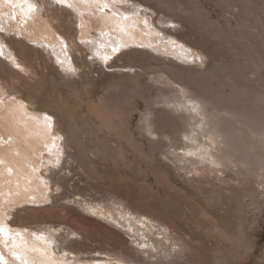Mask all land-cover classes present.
<instances>
[{
    "label": "bare ground",
    "instance_id": "6f19581e",
    "mask_svg": "<svg viewBox=\"0 0 264 264\" xmlns=\"http://www.w3.org/2000/svg\"><path fill=\"white\" fill-rule=\"evenodd\" d=\"M21 1L0 0V28L7 33L13 32L20 36L19 38L16 36L5 38L0 35L3 37V40H0V49L5 46L4 51L10 63L21 68L17 71L0 60V229L3 230L6 227L7 208L12 209L22 202L40 203L50 199L52 185L57 184L55 180L57 173L52 176L51 168L62 162L68 164L69 160L70 163L74 161L75 158L68 151L72 145L77 151V154L74 152V156L77 155V159H81L82 151L86 149L85 146L82 147L83 138L81 137L90 132L88 130L86 134H83L85 133L83 131L85 128H82L84 125L81 126V122L74 121L75 118L73 119L70 115L73 111L68 114L70 110L67 108L66 112L60 110L63 107L61 108L57 101H46L49 99L45 100L43 94L39 92L41 85L46 82L42 81L41 65L43 64H40L41 60L37 59L43 58L44 55L50 59L53 58L65 75L75 68L74 61L72 59L71 62L69 61L70 53L68 58L63 50V40L66 45L68 43L64 34L71 35L72 33L68 26L66 27L67 24L65 25V22L69 20L66 18L69 13H65L66 15L56 13V9L52 10L51 7L44 5L43 0L40 1L41 5L38 0H28V6L20 4ZM81 1L98 5L100 3L98 0ZM123 1L132 3V0H112L115 5ZM141 1L147 2L148 0H138L135 7L130 9L131 11H125L122 8V12L116 13V16L108 12L96 13L94 8L80 7L75 5L76 3L71 5L74 14H77V18L79 17L80 28L86 24L88 28L95 30L93 37L89 39L90 43H85L91 52L95 51L100 58L98 59L100 63H105L108 67L110 64H115V60L121 59L128 69L139 67L146 74L154 76L144 81L140 78L142 74L134 72L126 79L110 83L97 101L86 100L84 104L89 110L88 115H91L98 123L96 130L92 134L89 133V137L94 134L90 139L97 140V132H107L114 136L113 138L124 141L133 153L144 156L141 154L143 145L141 140L143 139L149 143L152 151L161 152L163 158L173 168H179L182 172H190L202 167L203 169L211 167L212 170L213 166L223 163H221V157L224 155H219L218 149L201 145L198 136L202 135L214 145L220 142H231V153L239 154L241 158L243 156L244 160H241L243 163L253 165V171L256 169L258 171V168L264 169V78H247L243 75V67H237L235 73H232L233 76L217 78L214 82L216 76L193 68L202 63L201 56L206 53L194 49L182 38L181 33L178 34L175 30L172 31L173 27H168L172 26L169 23H174V20L168 19L169 14L158 17L154 9ZM238 1L242 12L248 16L252 14L256 16L253 13V6L255 10V5H257H253L257 3L255 0ZM105 2L108 6L107 3H111V0ZM225 2L232 1L225 0ZM262 2L264 3V0ZM65 3H69L68 0ZM114 4L109 6L114 7ZM34 5L37 6L35 11L32 10L34 12L27 11V7L31 8ZM161 7H165V10L170 8L164 0H155V10ZM86 12L91 13L92 16H85ZM11 13L15 19L11 21L12 23L8 21ZM82 13H84L83 16ZM254 18L260 23L261 36H264V15L262 18L259 16ZM5 21L10 26L8 30L5 28ZM61 27V31L58 32V28ZM134 27L147 36L144 45L146 48L150 47L157 57L143 50L139 52L131 48L136 41H133L134 38L132 39L129 28ZM26 42H31L36 47ZM42 51H45L44 54ZM116 53L118 54L116 58L110 60L109 57ZM169 56L179 63L160 59ZM260 57L252 55L250 57L248 65L255 71L264 69V61ZM196 58L200 59V63H197ZM73 84L75 85L74 82ZM137 97L144 100L145 105L144 109L138 113L135 127L131 129L129 118L131 111H136V108H129V106ZM42 98L45 101L42 102ZM81 101L83 103L82 99L78 102ZM212 101H214L213 104L217 102L223 105L224 103L222 112L211 107ZM64 104L67 105V103ZM55 110L60 114L58 115L61 117L60 120L64 121V127L55 126ZM170 149L174 151L170 152ZM179 149L182 153L176 152ZM230 155L225 156L230 157ZM78 163L80 165V162ZM252 168L250 167L248 171ZM62 169H67V167ZM216 170H218L217 167ZM121 199L112 196L108 199L109 201H97L92 204L84 198H79L74 199V202L81 210L86 209V212L90 214L101 215L118 223L125 234L131 238L132 242H135L142 253L147 254L148 258L172 255L170 245L165 244V241L170 238L166 233L158 231L161 227L165 230L167 227L161 226V223L157 225L154 216L140 211L135 205L133 207V205L125 204ZM58 230L52 228V230L31 234L35 239L32 240L30 230L22 224L17 230L18 234L8 235L12 236L13 240L7 239V243L0 241V264H76L78 258L72 251L69 253L66 250L63 255L58 252L55 254L53 243L65 239L60 235L61 233L57 234ZM73 233L74 230L69 231L68 235ZM5 234H2L4 238ZM158 234L166 236L164 235L161 239L158 238ZM117 253L116 256L112 254L114 258L117 257L113 264H141L134 259L126 258V255H121L122 253ZM93 261L102 264L100 257L93 258Z\"/></svg>",
    "mask_w": 264,
    "mask_h": 264
},
{
    "label": "rangeland",
    "instance_id": "374dc122",
    "mask_svg": "<svg viewBox=\"0 0 264 264\" xmlns=\"http://www.w3.org/2000/svg\"><path fill=\"white\" fill-rule=\"evenodd\" d=\"M38 1L41 5L40 1L42 0ZM98 1L99 5L101 4L100 7L97 3H85L81 0H74V2L68 0L69 3L61 4H58L56 0L42 1L44 5L51 7L50 9H56L58 14L69 13L66 18L70 21L66 20L65 25L67 24L66 27L68 26L72 33L71 35L64 34L68 43L66 45L63 40V50L68 58L70 53L69 61L71 59L74 61L75 68L65 75L52 58L51 51L52 59L46 55L37 59L41 60L40 64H43L41 65L42 81L46 82L40 87L43 91H40L39 88V92L41 95L43 94L45 100L49 99L46 101H57L61 108L63 107L60 110L66 112L67 108L70 110L68 114L73 111L70 115L73 119L75 118L74 121L81 122V126L84 125L82 128H85L83 129L85 133L83 132V134H86L88 130L92 134L98 127L97 120L88 115L89 110L84 104L86 100L97 101L110 83L126 79L134 72L142 74L140 78L144 81L146 78L154 77L152 74H146L139 67L128 69L121 59H119L120 61L115 60L114 65L110 64L111 66L106 67L105 63H100L98 60L100 58L95 51L91 52L86 43H90L89 39L93 37L95 30L91 27L88 28L85 22H82L85 25L80 28L79 17H76L77 14H74L71 5L76 3L75 5L80 7L94 8L96 13L108 12L116 16V13L122 12V8L125 11H131L130 9L135 7L138 0H132V3L123 1L117 5L111 0V3H107L108 6H106V0ZM154 1L141 2L154 9L158 17L169 14L168 19L174 20V23H169L172 26L168 27H173L172 31L175 30L178 34L181 33L182 38L194 49L206 53L201 56L202 63L198 67H193L194 69L213 74L216 76L214 82L217 78L233 76L232 73L237 67H243L244 74H242L247 78H264V69L255 71L248 65L251 55L257 58L261 56L260 58H263L264 61V36H261L260 23L254 18L258 16L262 18L264 15V12H261L264 10L263 0H255L257 3L253 4L258 5H255L256 11L253 6V13L256 16L253 14L248 16L242 12L238 0H230L232 2H225V0H164L169 5V10L167 7V10L164 9L165 7H161L162 9L158 8L157 11L154 8ZM22 3L23 6H28V0L26 3L21 1L20 4ZM110 4H114V7L109 6ZM36 7L35 5L31 8L27 7L28 10H26L35 11ZM155 14L153 13L154 16ZM84 15L92 16L89 12ZM125 16L129 15L125 14ZM10 17L9 22L14 19L13 13ZM4 25L7 26H5L7 30L10 28L6 21ZM61 29L62 27L57 31L59 32ZM129 31L132 39L134 38L133 41H136L131 45V48L139 50V52L143 50L149 55L151 53L157 57L150 47L146 48L144 45V40L147 39L146 35L141 34L137 27L129 28ZM0 35L5 38L20 37L13 32L7 33L1 28ZM86 36L88 38H85ZM0 40H3L2 36ZM26 43L36 47L31 42ZM1 49V62L17 71L21 70L20 67L10 63L7 53L5 54L4 51L5 46ZM44 52L42 51L43 54ZM118 54L110 56V60L115 59ZM160 59L179 63L171 56ZM196 61L200 63V59L196 58ZM44 73H46L45 76ZM85 84H88L87 87ZM71 88L78 90L74 89V91ZM78 97L83 100V103L82 101L78 102L80 101ZM138 98L134 99L129 106V108H136V111H131L129 118L131 129L135 127L138 113L144 109L145 105L144 100ZM62 102L67 103L68 106ZM211 103L214 110L222 112L224 103L223 105L217 102L213 104L214 101ZM65 105L66 107H64ZM54 112H56L55 126L64 127L65 123L60 120V114L56 110ZM90 132L86 136L82 134V147L85 146L86 149L82 148L84 151H82L81 159L79 158L80 161H78L77 155L74 156V152L77 154V151L72 145L71 149H67L75 158L74 161L70 163L69 160L68 164L62 162L64 165L61 163L51 168L52 176L57 173L55 174L57 176H54L57 184L52 185L53 189L48 201L22 202L17 204V207L7 208L6 227L3 232H0V239L3 238L0 241L7 243L6 241L13 240L12 236L8 235L11 233L16 235L19 227L24 224L30 230V236L40 231L52 230V228L59 229L57 234L61 233L60 235L65 239L63 241L58 239L60 242L53 243L55 254L58 252L63 255L66 250L69 253L72 251L78 258L76 264H97L93 261L95 257H100L102 264L107 261L114 262L117 252V254L122 253L121 255H126V258L134 259L141 264H264V169L258 168V171L257 169L253 171V165L243 163V156L241 158L239 154L231 153V142H220L214 145L210 144L209 139L202 135L199 137V135L198 140L201 145L212 149L216 148L219 150V155H224L221 157V163L224 164L215 165L212 170L211 167L206 169L202 167L198 170L182 172L179 168H173L163 158L161 152L152 151L149 143L143 139L141 140L143 144L141 154L144 156H139L138 153H133L124 141H120L116 137L113 138L114 136L107 132H105L107 135L104 132H97L96 136L100 138L95 139L97 142L90 139L94 135L89 137ZM173 151L170 149V152ZM215 151L217 152V150ZM176 152L182 153V150L179 149ZM228 154H231L230 157L225 156ZM82 160L83 162H81ZM248 165L252 168L249 171ZM64 167L67 169H62ZM112 196L120 197L125 204L133 205V207L135 205L140 211L154 216L157 225L161 223V226H166V230L161 227L158 231L166 233L170 238L165 241V244L170 245L172 251L170 254L172 253V255L148 258L147 254L142 253L118 223L101 215L90 214V212H86V209L81 210L74 202V199L84 198L95 204L97 201H109L108 199ZM62 197L63 199H61ZM72 230L74 233L68 235V232ZM2 234H5V238ZM158 235V238L162 239L165 234ZM33 237L32 240H35ZM113 253L115 256L112 255Z\"/></svg>",
    "mask_w": 264,
    "mask_h": 264
},
{
    "label": "snow or ice",
    "instance_id": "6c2138e0",
    "mask_svg": "<svg viewBox=\"0 0 264 264\" xmlns=\"http://www.w3.org/2000/svg\"><path fill=\"white\" fill-rule=\"evenodd\" d=\"M22 2H25V3H26L27 0H22ZM56 2H57L58 4H61V3H65L66 0H56ZM0 232H3V229H0ZM107 264H113V262H112V261H108Z\"/></svg>",
    "mask_w": 264,
    "mask_h": 264
}]
</instances>
